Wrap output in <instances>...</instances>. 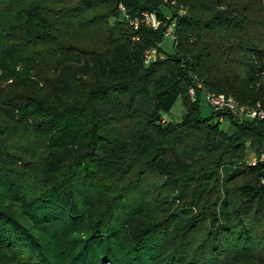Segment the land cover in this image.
Returning <instances> with one entry per match:
<instances>
[{
  "label": "trees",
  "instance_id": "trees-1",
  "mask_svg": "<svg viewBox=\"0 0 264 264\" xmlns=\"http://www.w3.org/2000/svg\"><path fill=\"white\" fill-rule=\"evenodd\" d=\"M170 2L185 15L163 0H0V72L13 84L29 66L51 103L0 94V251L16 263L264 264V165L249 164L264 122L229 117L228 134L189 98L200 83L264 110V19L230 0ZM144 12L159 30L130 28ZM154 48L163 58L145 65ZM179 98L182 121L163 122Z\"/></svg>",
  "mask_w": 264,
  "mask_h": 264
},
{
  "label": "rangeland",
  "instance_id": "rangeland-1",
  "mask_svg": "<svg viewBox=\"0 0 264 264\" xmlns=\"http://www.w3.org/2000/svg\"><path fill=\"white\" fill-rule=\"evenodd\" d=\"M200 1L203 2L205 5H207L208 10L206 12H214L215 7H216L217 4L214 3L213 0H196V2H200ZM230 1L231 2H233V1L234 2H237L235 4L238 5V6H246L247 7L248 4H249L248 7H250L254 11V13L257 14L256 15L257 16V20L260 21L259 19H261V20L264 19V0H233V1L230 0ZM172 3L173 2H170L169 5L172 6L173 10H175L176 15H178L179 13H184V15H185V13H186L185 11L186 10L184 8L179 7V9L176 10L175 9V6H173ZM160 11L162 12L163 16L165 18H167L165 20L171 22L172 20L175 19V18H172L173 13H172V11L166 5H164V7L162 6L160 8ZM218 37H220V39L222 41V44H225L226 43L225 37L223 39H222V37H223L222 35L221 36L219 35ZM259 37H260V40L263 43L262 48L264 49V31H261V33L258 36V38ZM160 48H161V52H162V55L163 56L164 55H172L173 54V51H174L173 50V41H172V39H170V38L165 39L161 43ZM232 58H233V61L231 62V64H233L235 66L237 65L236 64V61H235L236 59L242 58L244 60H248V56L246 54L242 53V52L236 53L235 55L232 56ZM5 64L7 66L9 65L8 63L4 62V66H2L3 68L6 67ZM15 67L16 68L14 69V73L16 75L12 74L15 77L13 84H11L12 81L9 80V78H11V77L8 78L5 75V72H0V94L3 93V92H5L6 89L9 86L16 85L17 86L16 87L17 90H22L23 88L33 89L32 91L36 92L39 95V102H44L46 104H51L44 97L43 93H41L39 91L40 86L39 87L38 86L37 87L36 86L35 87H32L33 79H34L33 77L34 76L32 75V72L30 71V67L29 66H25L23 64H20V66L16 65ZM1 73H3L4 75L1 74ZM38 73H40L41 75L43 74V70L41 69V67H40V71L38 70ZM239 76H240L239 78H242L243 77L241 75H239ZM16 78H17V80H16ZM18 84H20V85H18ZM63 102L64 101H61V103H63ZM198 107H199V112H200L201 118L207 119V118H211L212 117V109L208 106V103L206 101V97H205V95L203 93L200 94ZM183 116H184L183 101H182L181 98H179L177 100V102L175 103V105L173 106V108L171 109V111L169 112V114H167L166 116H163V120L162 121L163 122H167V123L168 122H171V123H180L182 121V119H183ZM212 121L214 123H217L218 120L214 118ZM34 122H35V125L36 124H39V121H34ZM40 122L44 123L45 121L44 120H40ZM220 128L222 130H224L228 134H230V133L233 132L230 124L227 123V122H225V121H224L223 124H221ZM254 144L256 145V143H254ZM251 152L250 151L248 152V155H247V158L248 159L251 158V155H252ZM231 172H232V168L222 169V171H221V178H223L225 176H228ZM0 206L7 207L8 209H9V206H10L9 203L5 202V193L3 192L2 189H0ZM173 210H175V209H173ZM173 214L175 215V213H173ZM152 216L154 218H157L154 213H152ZM25 226H26V224H25ZM156 229H158V228H156ZM80 237H81V239H83V235L80 234ZM12 258L13 257L10 256L9 254H5L4 252L0 251V264H19V263H16Z\"/></svg>",
  "mask_w": 264,
  "mask_h": 264
},
{
  "label": "built area",
  "instance_id": "built-area-1",
  "mask_svg": "<svg viewBox=\"0 0 264 264\" xmlns=\"http://www.w3.org/2000/svg\"><path fill=\"white\" fill-rule=\"evenodd\" d=\"M163 3L169 4V0H163ZM172 5H174V2L172 3ZM182 15H184V13H179V16ZM162 25V20L159 19L157 13L155 12H144L141 13L138 17L133 18L132 20L129 19V26L134 31L139 30L141 26L152 31H157ZM175 26L176 19L172 20L166 27L164 32V39L170 38L173 42L175 41ZM133 40L137 41L138 39L134 38ZM162 58L163 56L158 53L157 49L154 48L146 52L144 63L145 65H149L150 62H155L157 60H161ZM196 90L199 91V94L203 93L205 95L208 106L212 109V112L215 114V116L216 114L218 115L217 120L219 124H223L224 120L229 117L237 119L239 121L257 120L264 122V110L261 109L259 104L251 107L240 105L232 97L208 93L200 83L196 85V88L189 89V97L192 102L196 100ZM249 164L264 165V150H262L258 156L251 158Z\"/></svg>",
  "mask_w": 264,
  "mask_h": 264
}]
</instances>
